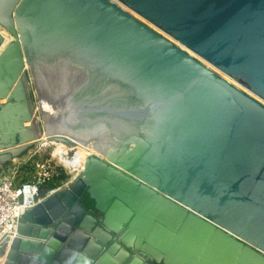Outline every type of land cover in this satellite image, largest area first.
Returning <instances> with one entry per match:
<instances>
[{
    "label": "water",
    "instance_id": "water-1",
    "mask_svg": "<svg viewBox=\"0 0 264 264\" xmlns=\"http://www.w3.org/2000/svg\"><path fill=\"white\" fill-rule=\"evenodd\" d=\"M0 22V167L43 131L36 72L81 79L77 114L122 135L73 132L99 153L3 264H264V0H0Z\"/></svg>",
    "mask_w": 264,
    "mask_h": 264
},
{
    "label": "bare ground",
    "instance_id": "bare-ground-1",
    "mask_svg": "<svg viewBox=\"0 0 264 264\" xmlns=\"http://www.w3.org/2000/svg\"><path fill=\"white\" fill-rule=\"evenodd\" d=\"M123 8L125 10H128V8L124 5ZM0 30L5 35V41L0 46L1 52L6 46V44L13 40V37L2 26L1 22ZM74 72L76 73L77 71ZM34 76L38 88L41 89L44 93V98H42L39 94V91L35 87L33 79L29 76V82L32 86L31 92H34L35 97L37 99V107L42 117L44 118V135L39 138L41 139L44 145L60 144V146L67 148H60V155L58 154V157L59 161L69 167L70 170H72L73 167H75L73 168L74 170H81V168H84L85 166V159L88 154L92 152L99 153L92 146L91 143L85 145L79 140V138L82 139L89 136H96L97 134H99L98 145L101 147L106 146V139L112 138L116 142L120 140V136L122 135L119 127L113 130H111V128H107L109 132H103L105 128L100 125V120L94 118L92 120L89 118H83L82 116H79L77 114V106L75 103L76 101H80L84 94L83 89H81L80 96L78 97V95H76V92H78L79 88L81 87V79L70 81V79H67L64 76L53 74L51 75L44 72H36ZM71 82L75 84L72 88L69 87V84L71 85ZM236 85L240 86L238 84ZM68 87L69 90H67ZM53 94L55 96L60 95L61 98L64 99L61 104L57 103L56 97L52 96ZM82 124L85 128H80V125ZM46 127H48V130H46ZM56 131L65 133L68 138H70L76 143L74 145L69 146L64 142L52 139L49 134L51 132ZM100 131L102 133H99ZM73 132L78 135L79 138L74 137Z\"/></svg>",
    "mask_w": 264,
    "mask_h": 264
},
{
    "label": "built area",
    "instance_id": "built-area-1",
    "mask_svg": "<svg viewBox=\"0 0 264 264\" xmlns=\"http://www.w3.org/2000/svg\"><path fill=\"white\" fill-rule=\"evenodd\" d=\"M41 148H35L31 152V156L39 153ZM39 160L36 162V171L30 177H20L19 168L15 166L9 173H4L0 177V243L3 238L8 235L11 238L18 233V224L20 218L27 211L35 207L44 197H40V193L51 181L58 179V166L62 165L65 169H69L65 164L57 159ZM82 170V168H81ZM81 170H76L75 173H70V176L44 193L48 196L60 189L68 187L76 179ZM74 171V170H73ZM69 169V172H73ZM25 178V179H24ZM65 183V184H64ZM4 263V257L0 256V264Z\"/></svg>",
    "mask_w": 264,
    "mask_h": 264
},
{
    "label": "rangeland",
    "instance_id": "rangeland-1",
    "mask_svg": "<svg viewBox=\"0 0 264 264\" xmlns=\"http://www.w3.org/2000/svg\"><path fill=\"white\" fill-rule=\"evenodd\" d=\"M231 81H233V80H231ZM233 82H235V81H233ZM236 84H238V83H236ZM32 95L34 96V98L36 100V105L38 106L37 99L35 97L34 92H32ZM37 109H38V107H37ZM36 117L38 118V121H40L41 126L43 127L44 118L42 117L40 111L37 113ZM43 135H44V133H43V131H41V133L39 134V137H41ZM37 147L41 148L40 152L35 154V155H33L32 157H30L31 156L30 155L31 152ZM60 148L61 149H64V148L67 149L66 147L60 146V144H58V145H56V144H51V145L46 144V145H44L40 138L36 139L35 141L30 143L28 149L26 151H24L20 156L15 158L13 161H10L8 163H4L2 165V167H0V177L4 173H9L10 174L11 170H13V168H15V166H17L19 168V171H18L19 176H18V178H20V177H25V178L30 177L33 174V172L35 173V171H36V166L35 165L37 164L36 162H38L39 160H41V159H43V160H51L54 157L53 161H56V159L59 161V157L58 156L60 155V152H59ZM73 168H75V167H73ZM73 168H72V170H74ZM75 172H76V170H74L73 172H69V169H65L62 165L58 166V173L60 174V176H61V174L65 175V177L61 179V180H64V182H65L66 178L70 176V173H75ZM80 172L78 173L77 177L79 176ZM53 183L54 184L48 183L47 186L45 187V189H43L42 193L47 192L49 190V188L52 187L51 185H55V184L57 185L59 182H55L54 181Z\"/></svg>",
    "mask_w": 264,
    "mask_h": 264
},
{
    "label": "trees",
    "instance_id": "trees-1",
    "mask_svg": "<svg viewBox=\"0 0 264 264\" xmlns=\"http://www.w3.org/2000/svg\"><path fill=\"white\" fill-rule=\"evenodd\" d=\"M65 177V175L64 174H61V176L59 175V177H58V179H55V180H53V181H51L52 182V184H54L53 182L55 181V182H59L62 178H64ZM25 179V178H24Z\"/></svg>",
    "mask_w": 264,
    "mask_h": 264
},
{
    "label": "crops",
    "instance_id": "crops-1",
    "mask_svg": "<svg viewBox=\"0 0 264 264\" xmlns=\"http://www.w3.org/2000/svg\"><path fill=\"white\" fill-rule=\"evenodd\" d=\"M51 186H54V185H51ZM51 188V187H50ZM63 188V187H62Z\"/></svg>",
    "mask_w": 264,
    "mask_h": 264
}]
</instances>
